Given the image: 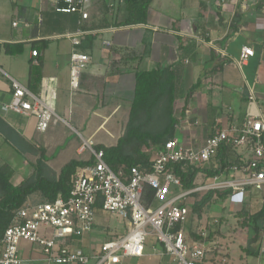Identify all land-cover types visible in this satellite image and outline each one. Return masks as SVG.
Listing matches in <instances>:
<instances>
[{
  "label": "crops",
  "instance_id": "crops-1",
  "mask_svg": "<svg viewBox=\"0 0 264 264\" xmlns=\"http://www.w3.org/2000/svg\"><path fill=\"white\" fill-rule=\"evenodd\" d=\"M67 5L65 0H0V58L5 64L0 59V168L8 165L13 170L9 182L14 186L40 172L59 178L70 160L91 158V153L79 155L83 145H116L130 118L138 71L173 67L177 87L173 107L183 110L184 121L190 124L185 132L177 127L175 135L181 133L184 140L196 145H203L216 131L242 122L252 96L264 103V0H152L147 23L120 26L118 22L127 15L124 0H90L89 18L60 10ZM70 34L81 42L75 44ZM244 46H251L254 55L238 64ZM35 49L36 56L32 54ZM76 51L90 55L91 60L82 71L80 88L73 90L70 66ZM38 62L41 80L35 84L30 68ZM11 77L36 94L43 92V80L49 81L57 89L55 109L62 120L41 132L36 116L3 111L2 105L12 101ZM71 120L84 142L72 144L74 157L59 164L50 148L63 134L58 131L60 123L72 126ZM10 146L21 159L5 150ZM4 194L0 180V199ZM219 199L215 196L201 215L192 212L186 229L197 240L202 238L196 232L199 223L218 224V233L210 241L222 249L210 253V262L233 264L232 242L249 245L255 243L257 233L264 235V221L257 232L251 226L236 225L243 218L234 214L243 207L251 214L258 212L262 194L251 190L243 204L229 196L220 211L213 206ZM42 201H46L43 193L35 191L25 202ZM126 232L124 220L98 209L90 232L64 241L83 249L90 256L89 264H95L102 243ZM3 249L0 241V255ZM18 253L21 264H63L49 261L40 245L25 240ZM248 259L249 255L238 258L239 262ZM118 264L177 263L163 243L150 236L143 256H124Z\"/></svg>",
  "mask_w": 264,
  "mask_h": 264
},
{
  "label": "built area",
  "instance_id": "built-area-1",
  "mask_svg": "<svg viewBox=\"0 0 264 264\" xmlns=\"http://www.w3.org/2000/svg\"><path fill=\"white\" fill-rule=\"evenodd\" d=\"M65 1L68 5L60 10L80 12L82 18H89L90 0ZM13 24L16 26L18 21ZM69 36L75 44L81 42L76 35ZM32 54L38 55V50ZM253 55L254 49L244 46L238 64ZM90 60L86 53H72L71 89L80 88L82 71ZM11 82L12 101L2 105L3 111L36 116L41 132L62 120L55 109L57 89L49 81L43 80L41 94L12 77ZM189 127L190 124H184L180 130L184 132ZM223 146L232 150L234 162L222 165L215 160ZM87 147L94 162L76 169L68 196L59 192L54 200L25 202L16 211L0 238L4 244L0 264L22 263L18 247L23 240L40 245L49 261L89 264L90 256L83 249L72 248L64 240L90 232L98 209L124 220L127 232L104 241L95 254V264H118L124 256H143L150 236L163 243L177 264H211L209 255L219 247L210 241L207 226L197 228L201 239H192L187 233L193 196L198 194L202 198L214 191L215 197L219 192H229L232 200L243 204L251 190H258L264 201V103L261 105L254 96L242 122L216 131L203 145L181 140L177 134L157 147L155 157L146 166L134 164L115 171L104 160L102 150L87 144L82 151ZM212 163L221 169L210 176L204 168H210ZM175 165L200 168L194 187H183ZM147 186L155 190L151 201L145 196ZM261 251L264 252V241Z\"/></svg>",
  "mask_w": 264,
  "mask_h": 264
},
{
  "label": "trees",
  "instance_id": "trees-1",
  "mask_svg": "<svg viewBox=\"0 0 264 264\" xmlns=\"http://www.w3.org/2000/svg\"><path fill=\"white\" fill-rule=\"evenodd\" d=\"M127 15L118 25H131L147 23V16L152 0H124ZM93 38V37H92ZM92 40V39H90ZM139 61V60H138ZM30 77L35 84L41 80V63L38 62L30 68ZM176 71L172 66L159 68L151 71H138L136 73V93L130 112V118L124 134L119 138L118 143L113 146L95 145L94 149L103 151L104 160L115 171L122 166L140 164L149 165L152 160V152L147 149L152 145H162L165 141L175 136L178 124L174 117V101L177 95ZM155 119H164V126L158 127L157 132L143 130L144 124L151 123ZM143 121L144 123H137ZM147 122V123H146ZM147 148V149H146ZM215 160L222 165L235 161L232 150L228 147H221ZM94 158L88 160H70L61 170L59 178L47 177L39 173L36 178H28L19 185H12L9 182L13 170L8 166L0 168V180L3 182L5 194L0 199V229L2 235L8 225L12 222L16 211L23 205L28 196L35 191H41L47 200H54L58 191H63L65 196L70 194L71 178L79 166L92 164ZM44 163L39 162L42 168ZM210 176L220 172L221 168L212 163L210 168H204ZM200 168L175 165V172L181 177L183 187L190 189L195 186L194 181ZM155 190L146 187V199H154ZM215 192L205 194L200 200L191 205L192 212L202 214L203 208L214 200ZM217 196L223 200L229 197V192H219ZM224 206V210H225ZM239 218H243L240 224L251 226L257 232L261 230L260 225L264 221V201L261 209L251 214L243 207L237 212ZM263 219V220H262ZM219 223V222H217ZM216 223V224H217ZM218 225V224H217ZM217 225H211L208 237L211 239L218 233ZM258 235V233H257Z\"/></svg>",
  "mask_w": 264,
  "mask_h": 264
},
{
  "label": "rangeland",
  "instance_id": "rangeland-1",
  "mask_svg": "<svg viewBox=\"0 0 264 264\" xmlns=\"http://www.w3.org/2000/svg\"><path fill=\"white\" fill-rule=\"evenodd\" d=\"M0 59H1L2 64L5 66L3 59L2 58H0ZM201 111H202L201 114H204L203 110H201ZM208 111L211 112V110H208ZM175 114L176 115H174V117L177 118V120H178V124L180 127L179 129L182 130L184 124H189L188 122H184V119L186 116H184L183 110H175ZM137 123H144V122L138 121ZM163 123H165L164 119H155L151 123L149 122L146 125L144 124L142 129L146 130V131H150V133H154V132H157L156 130H158L159 126L160 127L164 126ZM71 125L72 126L67 125L64 122L60 123L58 131H61L63 134H60L59 136H57V143L55 144V146H51V148H50V152L55 151L54 153L57 156V162L59 164H61L64 161H67L68 159H71L74 157L75 147H73L72 144L80 145L82 142H84L83 137L73 128L75 123L72 120H71ZM160 127H159V129H160ZM179 138L181 140H183V138H184L183 134L179 133ZM32 142H36L35 139L32 140ZM91 145L93 147L94 144H91ZM158 146L159 145L152 144L148 149L146 148L149 152H152V154H153L152 158L155 157L154 154H155V151H156ZM5 150H7L9 152L11 151V153H15L14 159H16L15 155H16V157H18L20 159L22 158V155L20 153H18V151L13 146H10L9 149L6 148ZM89 153H90V149L87 147V149L84 150V152L80 153L79 155H88ZM254 192L257 195L262 194V192H259L258 190H254ZM199 199H201V196H199L198 194H195L191 200H195V202H196ZM215 203H217V204H213V206H215L216 210L220 211V206L223 205L224 200L219 199ZM234 215L238 216L237 212ZM201 225L207 226V230L209 231L210 226L213 224L205 221L204 223H199L198 226H201ZM236 225H238L239 227H243V225L240 224V221H238V223ZM232 228L233 227L231 226V228L229 230H232ZM213 238H215V235ZM263 239H264L263 234H258V235L256 234L255 235V240H256L255 243H252V244L250 243L249 245H244V244H242V242H238V241L232 242L230 245L229 251H230L231 256L236 258V260L234 261L233 264H264V253L260 252V247L264 241ZM246 247H248V249ZM218 249H222V248H218ZM243 255L244 256L249 255L250 259L245 260L243 262L242 261L239 262L238 258L241 259V257Z\"/></svg>",
  "mask_w": 264,
  "mask_h": 264
}]
</instances>
